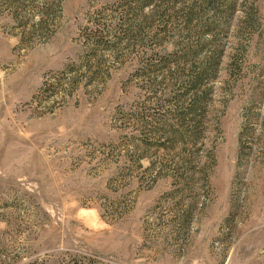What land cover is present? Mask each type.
Listing matches in <instances>:
<instances>
[{
  "label": "rangeland",
  "instance_id": "obj_1",
  "mask_svg": "<svg viewBox=\"0 0 264 264\" xmlns=\"http://www.w3.org/2000/svg\"><path fill=\"white\" fill-rule=\"evenodd\" d=\"M144 1L0 0V264H264V0Z\"/></svg>",
  "mask_w": 264,
  "mask_h": 264
},
{
  "label": "trees",
  "instance_id": "obj_2",
  "mask_svg": "<svg viewBox=\"0 0 264 264\" xmlns=\"http://www.w3.org/2000/svg\"><path fill=\"white\" fill-rule=\"evenodd\" d=\"M150 1L151 0H147V2L144 1L143 4H146V3L149 4ZM187 9L188 10L183 13V16L185 18L184 21L187 24H191V21L193 20L191 6L188 7ZM200 23H202L201 27L203 25L205 27L208 26V24H206L205 21L201 20ZM191 47L192 45H190V41H188L187 44L184 47H182V50L184 51L178 57V59L180 60L182 59L181 62L183 63L187 62L186 60H183V54L187 55L189 53V56H193L196 53V52L194 53ZM221 53H222V49L215 50L207 57H204V60H202L200 63L194 64L195 63L194 62L193 65H191L188 68V71L185 75L187 77L186 79L183 80V83H182L185 86V91L191 92V96L190 98H188L189 99L188 106H187L188 112L194 113L196 110H199V113H201V111L203 110V100L206 98L207 90L209 89H205V88L201 89L202 88L201 82H203L204 79H210V77L214 75V73L217 70V66L219 63ZM182 84H180L181 87H183ZM185 116L186 115L184 112L178 113V118H184Z\"/></svg>",
  "mask_w": 264,
  "mask_h": 264
}]
</instances>
